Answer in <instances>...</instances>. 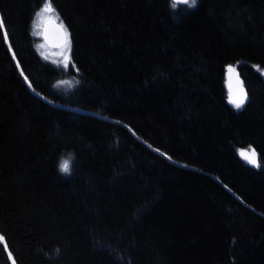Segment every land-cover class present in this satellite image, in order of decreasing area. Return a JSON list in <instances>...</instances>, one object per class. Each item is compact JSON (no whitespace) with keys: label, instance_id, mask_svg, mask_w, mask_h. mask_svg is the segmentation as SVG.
Segmentation results:
<instances>
[{"label":"trees","instance_id":"trees-1","mask_svg":"<svg viewBox=\"0 0 264 264\" xmlns=\"http://www.w3.org/2000/svg\"><path fill=\"white\" fill-rule=\"evenodd\" d=\"M45 1L0 0V264H264V0H50L67 68Z\"/></svg>","mask_w":264,"mask_h":264},{"label":"snow or ice","instance_id":"snow-or-ice-1","mask_svg":"<svg viewBox=\"0 0 264 264\" xmlns=\"http://www.w3.org/2000/svg\"><path fill=\"white\" fill-rule=\"evenodd\" d=\"M177 4H183L188 7H195L197 4V0H172V6L175 7ZM54 8L52 7L50 0L45 6L36 13L35 19L33 21V35L37 37H43L45 43H41L38 45V49H45L41 54L45 59H49V54L46 51V44L49 41V25L52 24L53 19H59L58 16L53 17ZM0 27H3V21L0 20ZM59 30H61V42L54 45L55 47H61L64 51L57 53L63 57L61 63L64 64V67H68L69 56L66 54L67 51L70 50V40L68 38L67 30L64 28L63 22H61L58 26ZM56 63V61H53ZM235 71V69L231 66L228 68V72L231 74ZM62 83L68 84V81H63ZM31 86V85H30ZM247 100V94L244 91L243 87H238L236 90H233L231 84L229 86V103L232 104L237 110L241 109ZM163 155V153H162ZM240 157L245 160L248 164L253 165L255 167H261L259 162L258 155L255 149L251 150H240ZM60 169L64 173L70 172L69 162L67 160L63 161L60 164ZM0 240H3V237H0Z\"/></svg>","mask_w":264,"mask_h":264},{"label":"rangeland","instance_id":"rangeland-1","mask_svg":"<svg viewBox=\"0 0 264 264\" xmlns=\"http://www.w3.org/2000/svg\"><path fill=\"white\" fill-rule=\"evenodd\" d=\"M47 3V1H45L44 3H43V5L40 7V10L45 6V4ZM40 10H38V12L40 11ZM37 13V12H36ZM36 15V14H35ZM35 15H34V18H33V20L32 21H34V19H35ZM53 15V17H56V16H58L57 15V13L54 11V13L52 14ZM53 20H55V21H57L59 24L62 22L61 21V19H53ZM32 25H33V22H32ZM32 25H31V32L33 33V27H32ZM65 28V27H64ZM66 29V28H65ZM67 33H68V38H69V40H70V35H69V32L67 31ZM32 36H33V38H34V44H35V46H34V48H35V50H36V53L41 57V58H43L44 60H46L47 62H49V63H51V64H55V65H59V66H64V64L63 63H61V61L63 60V57L62 56H60V55H57V53H60L61 51H64V49H62L61 47H59V48H55V47H53V48H51V47H49L47 44H46V51H47V53L49 54V59H45L44 58V56L41 54L42 52H44L45 51V49H38V45L39 44H41V43H45L44 42V40H43V38H42V36L41 37H37V36H34L33 34H32ZM70 49H71V42H70ZM68 56H69V59H70V50L69 51H67V53H66ZM53 61H56V63H53ZM69 61V60H68ZM228 68H229V66L227 67V68H225V75H224V82H225V93H226V96H227V102H228V104L229 105H232V104H230L229 103V86H230V84H231V87H232V89L233 90H236L238 87H243V89H244V86H243V82L241 81V79L239 78V75H238V73L236 72V71H234L233 73H229L228 72ZM66 81H68V80H66ZM63 81H59L58 83L56 82L55 83V86H54V88H56V89H59L58 87L60 86V87H62V88H64V89H66V91H67V89H71L72 87H73V84H72V82H70V81H68L69 83L68 84H64V83H62ZM27 86H28V88H29V90H31V91H33V92H35L36 93V91L35 90H33L31 87H30V85H29V83L27 82ZM60 90H63V89H60ZM49 103H51L52 105L54 104V103H52L51 101L49 102ZM233 106V105H232ZM245 106V104L242 106V108ZM234 107V106H233ZM235 108V107H234ZM242 108L241 109H239V110H242ZM236 109V108H235ZM237 110V109H236ZM251 149H253V148H251V147H247V148H243V149H239L238 150V155H239V151L240 150H251ZM256 151V150H255ZM257 153V152H256ZM239 157H240V155H239ZM240 159L243 161V162H246L245 160H243L241 157H240ZM65 161V160H64ZM68 161V160H67ZM69 162V161H68ZM62 163V162H61ZM247 163V162H246ZM248 164V163H247ZM250 165V164H249ZM251 166H253V165H251ZM9 260H10V262H11V264H14V261H13V257H12V255L10 254L9 255Z\"/></svg>","mask_w":264,"mask_h":264},{"label":"water","instance_id":"water-1","mask_svg":"<svg viewBox=\"0 0 264 264\" xmlns=\"http://www.w3.org/2000/svg\"><path fill=\"white\" fill-rule=\"evenodd\" d=\"M177 5H183V4H177ZM58 26H59V23L55 20L52 21L51 25H49V41L47 45L51 48L55 47L54 45L61 42V30H59ZM55 48H59V47H55Z\"/></svg>","mask_w":264,"mask_h":264}]
</instances>
